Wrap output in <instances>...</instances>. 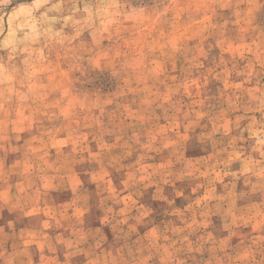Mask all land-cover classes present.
<instances>
[{
    "label": "rangeland",
    "instance_id": "rangeland-1",
    "mask_svg": "<svg viewBox=\"0 0 264 264\" xmlns=\"http://www.w3.org/2000/svg\"><path fill=\"white\" fill-rule=\"evenodd\" d=\"M0 3V264H264V0Z\"/></svg>",
    "mask_w": 264,
    "mask_h": 264
},
{
    "label": "clouds",
    "instance_id": "clouds-1",
    "mask_svg": "<svg viewBox=\"0 0 264 264\" xmlns=\"http://www.w3.org/2000/svg\"><path fill=\"white\" fill-rule=\"evenodd\" d=\"M43 2H44V0H40V2L33 5V8H40L42 6ZM0 3H7V0H0Z\"/></svg>",
    "mask_w": 264,
    "mask_h": 264
}]
</instances>
